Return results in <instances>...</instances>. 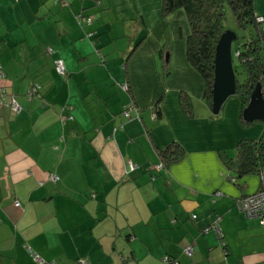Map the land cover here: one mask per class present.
I'll use <instances>...</instances> for the list:
<instances>
[{
	"label": "crops",
	"instance_id": "0c3cea01",
	"mask_svg": "<svg viewBox=\"0 0 264 264\" xmlns=\"http://www.w3.org/2000/svg\"><path fill=\"white\" fill-rule=\"evenodd\" d=\"M187 35L161 0H0V96L20 105L0 107V264H264V226L238 207L264 162L233 180L219 155L264 122L243 126L238 96L211 112ZM172 142L182 158L156 170Z\"/></svg>",
	"mask_w": 264,
	"mask_h": 264
},
{
	"label": "trees",
	"instance_id": "16d2710c",
	"mask_svg": "<svg viewBox=\"0 0 264 264\" xmlns=\"http://www.w3.org/2000/svg\"><path fill=\"white\" fill-rule=\"evenodd\" d=\"M225 5H229L231 8L240 31L237 33L231 29L236 35V39L232 42V63L236 80L235 94L241 103L240 120L242 125L247 127L252 122L243 119V109L249 102L250 95L257 83H260L264 97V15H259L256 12L254 0H161V14L166 16L176 11H182L185 14L188 24V35L185 43L186 58L191 67L203 78L204 98L211 106L215 46L220 35L226 30L224 26ZM261 16H263L262 19H260ZM140 41L141 38L136 41L134 46ZM164 50L163 43L160 53H164ZM1 72L5 77L0 62ZM37 92L36 85H32L26 96L30 99ZM4 96L2 95L0 98L5 102H10L12 99L17 102L14 95H11L9 99ZM179 102L185 115L192 117L193 112L189 97L186 94H181ZM158 103L156 101L154 105L158 107ZM4 106L14 112L20 111L19 104V109L16 111L10 105ZM69 107L64 105L61 109ZM159 114L158 109H156L155 116L157 117ZM60 117L64 116L61 114ZM62 138L64 139L63 136ZM183 154L184 150L181 145L172 142L158 151L159 163L165 167L181 159ZM219 155L233 180L249 173L261 174L264 162V128L257 139H241L237 143L236 156H229L222 150L219 151ZM261 180L264 181V178ZM168 257L180 264L179 259L172 256Z\"/></svg>",
	"mask_w": 264,
	"mask_h": 264
},
{
	"label": "water",
	"instance_id": "95a60500",
	"mask_svg": "<svg viewBox=\"0 0 264 264\" xmlns=\"http://www.w3.org/2000/svg\"><path fill=\"white\" fill-rule=\"evenodd\" d=\"M235 39V33L231 29H226L220 35L215 46L211 98V112L213 114H218L225 100L230 95L235 94L236 91V80L232 63V42ZM242 117L248 122H264V97L260 83H257L253 89L250 100L243 109Z\"/></svg>",
	"mask_w": 264,
	"mask_h": 264
},
{
	"label": "built area",
	"instance_id": "2783aa9c",
	"mask_svg": "<svg viewBox=\"0 0 264 264\" xmlns=\"http://www.w3.org/2000/svg\"><path fill=\"white\" fill-rule=\"evenodd\" d=\"M260 19H262V16ZM82 20L89 22L90 18H83ZM55 70L60 75L65 74V72H66L65 66L61 60L55 61ZM0 76H3L2 72L0 73ZM124 89H126V86H124ZM4 105H10V107L15 111L19 109V106L14 99H12L10 102H5L3 99H0V107H2ZM152 114L155 115L154 109H152ZM124 115L126 117L129 116V109L124 110ZM62 118L64 119V117H62ZM155 168H156V170L160 171L163 168V165L161 163H158ZM49 179L55 182L58 180V176L56 174L52 173V174H50ZM13 204L15 207L21 206L20 201L17 199L13 201ZM238 207L243 212H245L247 215H255V216L259 217L260 224L262 226H264V186L260 190L256 191L255 193H253L251 195H247L244 198L240 199L238 201ZM192 252H193L192 246L188 245V246H185L183 248V254L186 257H190ZM33 257L35 259L40 260V258L35 256L34 254H33ZM163 261L167 264H179L176 260H172V258L168 257V256L164 257ZM77 264H89V263H88L87 259H85V258H78Z\"/></svg>",
	"mask_w": 264,
	"mask_h": 264
},
{
	"label": "rangeland",
	"instance_id": "374dc122",
	"mask_svg": "<svg viewBox=\"0 0 264 264\" xmlns=\"http://www.w3.org/2000/svg\"><path fill=\"white\" fill-rule=\"evenodd\" d=\"M262 2H264V0H262ZM254 8H256V4H255V0H254ZM120 9V8H119ZM85 22V21H84ZM127 26H128V30H129V32L130 33H128L127 35H132L131 34V32H133L132 30H130V28H129V24H127ZM132 26V25H131ZM224 26H225V29H232V30H234V31H236L237 33H240V31H239V28H238V26H237V24H236V22H235V18H234V15H233V12H232V10H231V8L229 7V5H225V7H224ZM128 38V37H127ZM132 42V41H131ZM90 45H91V47H92V44L90 43ZM230 96H232V97H235V96H237L236 94H233V95H230ZM127 233V232H126ZM125 233V234H126ZM35 255V254H34ZM38 254H36L35 256H37ZM32 256H33V253H32ZM38 257V256H37ZM33 259H34V257H32ZM40 259L42 258V257H39ZM83 258H85V259H87L86 257H83ZM163 258H164V256H163ZM163 258H162V261H163ZM35 261L36 262H38V263H42L43 261H41V260H38V259H35ZM85 263V262H84ZM163 263H164V261H163ZM75 264H77V262H75Z\"/></svg>",
	"mask_w": 264,
	"mask_h": 264
},
{
	"label": "clouds",
	"instance_id": "9594fccd",
	"mask_svg": "<svg viewBox=\"0 0 264 264\" xmlns=\"http://www.w3.org/2000/svg\"><path fill=\"white\" fill-rule=\"evenodd\" d=\"M66 73V72H65ZM79 258H83V257H79ZM88 261V260H87ZM88 263H89V261H88Z\"/></svg>",
	"mask_w": 264,
	"mask_h": 264
}]
</instances>
